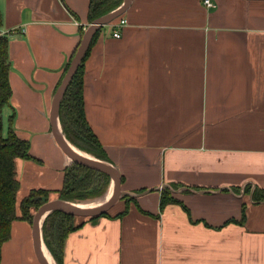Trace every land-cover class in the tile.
<instances>
[{"label": "crops", "instance_id": "obj_1", "mask_svg": "<svg viewBox=\"0 0 264 264\" xmlns=\"http://www.w3.org/2000/svg\"><path fill=\"white\" fill-rule=\"evenodd\" d=\"M211 2L131 0L98 28L84 63L85 117L131 199L83 218L64 240L62 264H264V200L250 193L264 188V0ZM88 4L0 0L12 89L3 133L13 111L32 157L15 159L32 166L30 179L15 172L18 214L28 191L53 190L56 168L63 175L71 161L45 119L90 23ZM165 187L177 201L161 209ZM33 248L32 223L15 219L0 264H41Z\"/></svg>", "mask_w": 264, "mask_h": 264}, {"label": "trees", "instance_id": "obj_2", "mask_svg": "<svg viewBox=\"0 0 264 264\" xmlns=\"http://www.w3.org/2000/svg\"><path fill=\"white\" fill-rule=\"evenodd\" d=\"M122 1L89 0L88 21L91 22L97 17L114 10ZM98 31L99 29L96 30L88 43L83 58L60 100L58 119L65 137L72 144L98 159L111 163L85 117L83 100L84 63ZM8 46V35L0 33V258L1 245L10 236L11 222L20 218L32 223L34 212L42 203L49 200L51 192L47 188L30 189L20 200L19 214L17 213L16 196L20 184L15 176V159H30L32 157L29 152V142L19 137L14 131L15 114L13 111L8 117L7 131L3 133L2 111L5 106L9 105L12 94L9 82ZM76 48L65 63L54 91L60 84ZM109 181L110 178L106 173L71 160L63 168L62 183L56 190L57 198L66 201H78L98 197L106 190ZM120 181L122 183V177H120ZM176 186H179V184H174V187ZM244 192L249 193L250 188H246ZM250 193L253 201L264 200V188L255 187ZM130 199L131 197L128 196L126 201ZM172 201H177V199L171 195L170 188H162L159 201L160 208L162 209L166 203ZM120 214L122 213H119L118 216ZM103 215H108V213L104 212L86 217H88L87 220H93ZM83 217L85 216L73 215L60 210H52L44 217L41 225L43 242H45L44 244L56 264H62L63 245L66 236L83 224ZM78 218L79 220H77Z\"/></svg>", "mask_w": 264, "mask_h": 264}, {"label": "water", "instance_id": "obj_3", "mask_svg": "<svg viewBox=\"0 0 264 264\" xmlns=\"http://www.w3.org/2000/svg\"><path fill=\"white\" fill-rule=\"evenodd\" d=\"M131 0H123L122 3L115 8L114 10L97 17L93 21L89 23L86 30L84 31L81 41L76 48L75 54L72 57L70 64L60 82L57 86L56 90L54 91L50 111H49V121L52 133L56 142L60 145L64 153L73 161L84 164L88 167L100 170L106 173L110 181H112L113 185V194L111 198L105 204L94 208H80L71 203V201L61 200V199H52L42 203L37 210L33 214L32 220V237H33V245L35 254L40 261L41 264H51L43 254L41 245H40V233H41V225L43 222L44 217L52 210H60L69 214L78 215V216H92L96 214L103 213L107 211L117 200L119 194H121V181H120V174L118 169L112 165L111 163L96 158L95 160L87 159L82 156H79L75 152L71 150V148L67 145V143L62 138L61 134L57 130V119H58V107L60 100L69 84L70 79L72 78L75 70L77 69L78 65L80 64L85 50L88 46V43L94 34V32L101 26L110 23L112 20L120 16L127 6L129 5ZM59 121V119H58Z\"/></svg>", "mask_w": 264, "mask_h": 264}, {"label": "rangeland", "instance_id": "obj_4", "mask_svg": "<svg viewBox=\"0 0 264 264\" xmlns=\"http://www.w3.org/2000/svg\"><path fill=\"white\" fill-rule=\"evenodd\" d=\"M50 111V110H49ZM7 114H8V109L7 108H4L3 109V111H2V119H3V122L5 123V121H6V117H7ZM46 122H47V129H48V131H47V135L49 134L50 135V137H52L53 138V141H54V143L58 146V150L60 151V153L62 154V155H65L66 156V158L68 157L65 153H64V151L62 150V148L60 147V145L56 142V140H55V138H54V135H53V133H52V130H51V126H50V121H49V114L47 115V117H46ZM32 130V131H31ZM29 133H30V135H35V134H39V136H38V138H39V140H38V142H40V143H42V146H43V148L50 154V156L51 155H53V157H55V153H54V151L51 149V148H48V147H50V143H49V141L46 139V136H44L43 134V132H40V130L39 129H37V128H29V131H28ZM41 135V136H40ZM21 162H22V160H18L17 161V164H16V167H15V172H16V175H17V177H21L22 175H23V173H25L26 174V179H30L31 178V176H30V174H29V171H30V169H31V165H29L28 166V170L26 171V166H22V164H21ZM37 170V168H35V171ZM56 172L57 173H59V176H58V178H56V180H55V182H54V186H53V190H51V192H50V195H49V200H51V199H54V198H57V193H56V189L58 188V185H60L62 182V171H61V169L60 168H56ZM26 171V172H25ZM109 185H111V182L109 183ZM108 185V186H109ZM30 187H32V185H30ZM28 188V186L27 185H25V189H27ZM105 192V191H104ZM103 192V193H104ZM123 191H121V194H119V196H118V198H117V200L115 201V203L113 204V206L111 207V208H109V209H115V206L117 205V204H120L121 202V200L122 199H124V200H126L127 199V197L129 196L128 194H125V193H122ZM103 193L102 194H100V196H102L103 195ZM100 196H98V197H93V198H87V199H90V201H95V202H97L98 200H100L99 198H100ZM125 197V198H124ZM86 200V199H85ZM74 202H81V203H85L84 202V200H78V201H74ZM108 209V210H109ZM105 212H107V211H105ZM104 213V212H103ZM101 214V213H100ZM83 218H88V217H83ZM77 220H79V218L77 219ZM33 250H34V248H33ZM34 252H35V250H34ZM48 252H49V250H48ZM52 256V255H51ZM37 258V257H36ZM37 261L38 262H40L39 260H38V258H37Z\"/></svg>", "mask_w": 264, "mask_h": 264}, {"label": "bare ground", "instance_id": "obj_5", "mask_svg": "<svg viewBox=\"0 0 264 264\" xmlns=\"http://www.w3.org/2000/svg\"><path fill=\"white\" fill-rule=\"evenodd\" d=\"M56 125H57V130L58 132L61 134L62 138L64 139V141L67 143V145L71 148V150L73 152H75L76 154H78L79 156H82L84 158H87V159H92V160H95L96 157L92 156L91 154L85 152V151H82L80 149H78L74 144H72L64 135L62 129H61V126H60V123L57 119V122H56ZM113 194V185H112V181H111V185H109L105 192L103 193L102 196H100V200H98L97 202L95 201H90V199H86L84 200L85 203H79V202H74V201H71V203L77 207H80V208H94V207H97V206H100L102 204H105L106 202H108V200L111 198ZM45 242H43V240H40V245H41V248H42V251H43V254L45 255V258L51 263V264H55V260L54 258L51 256V254L48 252V249L47 247L45 246L44 244Z\"/></svg>", "mask_w": 264, "mask_h": 264}, {"label": "built area", "instance_id": "obj_6", "mask_svg": "<svg viewBox=\"0 0 264 264\" xmlns=\"http://www.w3.org/2000/svg\"><path fill=\"white\" fill-rule=\"evenodd\" d=\"M204 3L208 7L214 6V4L211 2V0H204ZM125 21H126L125 19H120L119 21L113 23L114 29H113L112 35L114 37H119L120 33L118 31V27L125 24Z\"/></svg>", "mask_w": 264, "mask_h": 264}]
</instances>
